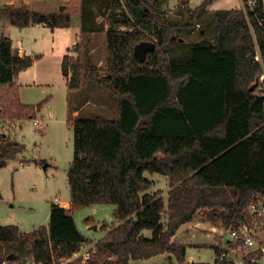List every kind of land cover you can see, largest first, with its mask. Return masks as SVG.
I'll list each match as a JSON object with an SVG mask.
<instances>
[{
	"label": "trees",
	"instance_id": "obj_1",
	"mask_svg": "<svg viewBox=\"0 0 264 264\" xmlns=\"http://www.w3.org/2000/svg\"><path fill=\"white\" fill-rule=\"evenodd\" d=\"M122 1L141 8L136 21L117 9L119 0L80 2L81 33L105 32L104 68L87 59L90 66L81 73L79 58L69 55L61 63L69 91L87 84L100 88L117 102L119 116L92 114L72 120L70 207L51 203L47 227L30 232L0 226V262L25 264L33 258L53 264L69 258L81 244L91 243L78 231L72 212L103 204L114 206L118 225L101 226L106 235L95 243L90 264H129L162 254L183 264L186 245L172 240L180 227L203 212L226 231L244 218L252 202L264 201V98L251 90L264 69L262 0L244 10L211 13L197 39L176 58L169 44L180 43V31L194 29L211 0L195 9L188 7L189 0H178L182 22L161 9L166 0ZM0 12L18 28L70 25L68 14L37 12L24 5L4 6ZM98 17L104 20L98 22ZM123 26L152 32L124 31ZM141 42L155 45L143 60L134 54ZM31 65V57H18L11 40L0 37V118L33 120L41 109L40 103L22 105L14 85L16 75ZM24 150L19 142L0 139V168ZM145 172L166 177L167 206L161 191L148 192L153 183ZM144 231L151 232L150 238ZM214 251L215 264H229L219 258L221 248Z\"/></svg>",
	"mask_w": 264,
	"mask_h": 264
},
{
	"label": "rangeland",
	"instance_id": "obj_2",
	"mask_svg": "<svg viewBox=\"0 0 264 264\" xmlns=\"http://www.w3.org/2000/svg\"><path fill=\"white\" fill-rule=\"evenodd\" d=\"M7 1L0 0V8L20 5L19 2L14 0H12L13 3ZM119 1V8H117L119 11L124 10L133 21L140 17L141 8H130L122 0ZM203 1L205 0H193V3L194 5H200ZM242 1L244 2V0H217L222 4H213L211 7L217 10L226 7L232 9L241 7ZM75 2L78 5L81 4V0H75ZM177 3L178 0H167V7L171 9L166 7V2L162 3L161 9L167 11L170 19L182 22L184 18H180L176 12ZM208 8L209 5L192 31L179 32L178 39L180 43L173 42L169 44L170 53L174 58L178 57L183 50H186L190 42L197 39L198 31L205 22L208 23L212 13L208 11ZM103 20L102 17L97 18L98 22ZM0 29V33L11 40L14 48L16 41L23 39V36L24 44L30 39L26 37L25 33L29 31V27L17 28L11 25L5 17L0 18ZM107 29L108 26H106ZM120 29L124 31L141 30L146 34L152 32L146 27L123 26ZM207 31L206 36L208 37L211 35L210 29ZM76 33L80 35L79 31H76ZM72 41H74L73 35L68 47L67 44H63L65 48L62 47V56L66 54V47L71 48L76 43V41ZM78 45V53L76 52L73 58L74 60L79 58L81 73H84L90 66L86 62L87 59L94 67L100 70L104 68L107 57L105 32L93 35L81 33ZM54 51L56 53L57 48ZM85 51H87V54ZM33 68L19 72L15 81L20 85H34L33 79L37 78L32 90L23 91L26 96L24 95L22 99L28 98L42 104L41 108L44 111L43 131L38 130L31 119H25L20 124H16L14 130L11 131L10 139L23 143L25 146L24 157L9 160L5 167L0 168V226L14 223L19 224L25 230L40 226L47 227L51 203L66 205L70 202L67 173L73 157V129L72 124L68 121L70 112L67 114L65 79L61 66L59 67L56 59L50 57V59L44 58ZM83 80L81 78L82 82ZM45 89L47 91L41 94ZM69 94V108L72 109L76 106L75 109L80 112L81 117L98 114L108 119L118 118L117 102L100 88L87 84L80 90L70 91ZM11 121L13 120L0 118V132L6 133L9 130ZM22 159L27 161L26 164L24 163L25 166L20 165ZM44 166L47 168L43 169ZM144 177L155 183V187L153 186V189L148 191L150 194L155 193L157 189L166 191L168 185L163 175L145 172ZM113 211L114 206L112 205L94 204L73 211L72 217L81 235L95 243L106 235L101 229L103 224H117L113 217ZM86 219L89 220V223H86ZM162 220H166L165 216ZM226 232L220 221L213 222L209 220L203 212L198 213L191 223L183 225L177 231L180 243L193 246L188 247L186 250L187 259H191V262L205 264H215L214 249L215 247L222 249L221 242L223 243L225 238H228ZM144 235L149 237L150 232L145 231ZM195 246L197 248H194ZM155 260L159 264L162 258L158 257ZM130 262L129 264H142L141 260ZM188 263L185 258L183 264Z\"/></svg>",
	"mask_w": 264,
	"mask_h": 264
},
{
	"label": "crops",
	"instance_id": "obj_3",
	"mask_svg": "<svg viewBox=\"0 0 264 264\" xmlns=\"http://www.w3.org/2000/svg\"><path fill=\"white\" fill-rule=\"evenodd\" d=\"M9 1H12V0H8L7 2H9ZM14 1L19 2L20 5H24V6L27 5L28 8L32 7V10H35L37 12L68 14L70 16V25L68 27H65V28H55V29L51 30L50 28H48L45 25L29 26V31L25 32L26 35H27L26 37L30 38L29 40H27V43L24 44V36H23V39H18L16 41L15 48L12 45L13 53H15L18 57L23 58L25 56H29V57L32 58V65L30 67H28V68L34 69L33 67H35V65H37L41 61H43L44 58L50 59V57L56 59V62L59 64V67H60L61 63H62V60H63V57H65L66 55H69L71 57L74 56V54L78 51L77 49H74V47L76 46V44H78L80 42V37H81V31H80V5H78V3L75 2V0H18V1L14 0ZM262 2H263V5H264V1L263 0H262ZM12 3H13V1H12ZM213 4L214 5L215 4L221 5L222 2H217V0H213L209 4L208 11L212 12V13L215 12V11H219L217 9H212L211 6ZM198 6L199 5H194L193 0H189L188 7L190 9H195ZM166 7H167V0H166ZM230 8L231 7H226V8H223V9L221 8V9L222 10H229ZM234 8H236V7H234ZM168 9H171V8H168ZM1 17H5L8 20V17L5 14H2L0 12V18ZM25 28H28V27H25ZM0 31H1V29H0ZM76 31H79L80 35H78L76 33ZM72 35L74 37V41H72V42L76 41V43L73 44L71 46V48L70 47L67 48L69 46V44L71 43V36ZM0 37H5V36L2 33H0ZM63 44H67V47H66V54L62 56V54H61L62 47L65 48L64 47L65 45L63 46ZM56 48H57V52L55 53L54 50ZM28 68H26V69H28ZM23 70H25V69H23ZM23 70H21L20 73ZM64 79H65L64 88L66 89L67 114L70 112L69 113V117H68V121L71 123L73 119H75V118L80 116V112H77L78 110L75 109L76 106L73 107L72 109L69 108V95H70L69 93H70V91L68 90L67 79L65 77H64ZM36 80H37V78L33 79V84L34 85L36 84ZM14 82H15L14 83L15 88L17 89V92H18V97H19L20 103L22 105L36 106L38 104V102L36 103V101H31L28 98L25 99V100L22 99L23 96L25 95V94H23V91L32 90L33 89L32 87H34V85H30V84L20 85L19 83H17L15 81V79H14ZM46 91H47V89H45L41 94H43ZM43 112L44 111L41 108L36 113V116H35V118L40 120L42 122V124H43V121H42L43 120ZM76 112H77V114L74 115ZM24 120L25 119H14L13 121H11L10 122L11 125L9 127V130L6 131V133L5 132H0V139H6V138L10 139L11 131L14 130V127L16 126V124H20ZM10 140H12V139H10ZM19 143L23 145V143H21V142H19ZM24 153H25V150L22 153L18 154L16 158L17 159L18 158H23L24 157L23 156ZM25 162H27V161L24 160V159L20 160V165L24 164ZM46 168H45V166L43 167V169H46ZM164 178H165V181H167L165 176H164ZM151 182L153 183V186L155 187V183L153 181H151ZM167 185H168V181H167ZM151 189H153V187ZM169 190H170L169 186L166 187V191L165 190H161V189H157V191H161L162 192V197H163L165 206H167V203H168ZM57 205L63 206L64 208L68 209L70 207V202L68 204H66V205H62V204H57ZM162 222L165 223V220H162ZM11 225L17 226L20 229V231H22V232H30L31 230H33L35 228L34 227L31 230H25L19 224H14L13 223ZM117 225H118V223L116 224V226ZM89 228H91V227H89ZM144 232H143V235H144ZM181 235H180V237H181ZM150 236H151V232H150ZM150 236L149 237L145 236V237L146 238H150ZM178 236H179V234L176 233V235L172 238V240L177 241V242L180 243V241L178 239ZM95 243L91 242V244H95ZM188 247H193V246L186 245V250H187ZM194 248H197V246H195ZM158 257H161L162 261H163V262L161 261V263H159V264H174L175 263V259L173 258V256H170V255H167V254L158 255V256L152 257V258L147 259V260H141V263L142 264H158V261L155 260ZM185 258H186V260H188L189 263L191 262V259H187L186 255H185Z\"/></svg>",
	"mask_w": 264,
	"mask_h": 264
},
{
	"label": "built area",
	"instance_id": "obj_4",
	"mask_svg": "<svg viewBox=\"0 0 264 264\" xmlns=\"http://www.w3.org/2000/svg\"><path fill=\"white\" fill-rule=\"evenodd\" d=\"M241 8L252 7L254 0L241 2ZM258 59V57H256ZM259 60V59H258ZM254 93L264 98V69L258 77L254 86ZM33 125L43 131V124L38 119H33ZM25 166V164H21ZM228 238L222 243L220 259H226L229 264H264V201L252 202L245 210V216L235 226L227 230ZM95 244H81L80 249L69 258H58L53 264H90V253ZM0 264H18L9 259L3 260ZM25 264H45L28 258Z\"/></svg>",
	"mask_w": 264,
	"mask_h": 264
},
{
	"label": "water",
	"instance_id": "obj_5",
	"mask_svg": "<svg viewBox=\"0 0 264 264\" xmlns=\"http://www.w3.org/2000/svg\"><path fill=\"white\" fill-rule=\"evenodd\" d=\"M155 49L154 43L151 42H141L137 44L134 48V54L140 59L143 60L146 57V54ZM255 86V85H254ZM252 86L251 90L254 89ZM189 264H205L201 262H190Z\"/></svg>",
	"mask_w": 264,
	"mask_h": 264
}]
</instances>
